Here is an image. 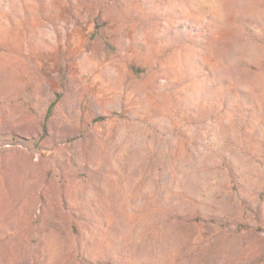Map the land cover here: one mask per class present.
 Here are the masks:
<instances>
[{"label": "rangeland", "instance_id": "1", "mask_svg": "<svg viewBox=\"0 0 264 264\" xmlns=\"http://www.w3.org/2000/svg\"><path fill=\"white\" fill-rule=\"evenodd\" d=\"M0 264H264V0H0Z\"/></svg>", "mask_w": 264, "mask_h": 264}]
</instances>
